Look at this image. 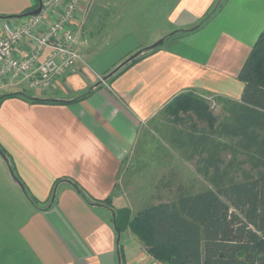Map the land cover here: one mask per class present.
Wrapping results in <instances>:
<instances>
[{"label": "crops", "instance_id": "1", "mask_svg": "<svg viewBox=\"0 0 264 264\" xmlns=\"http://www.w3.org/2000/svg\"><path fill=\"white\" fill-rule=\"evenodd\" d=\"M79 1L72 24L81 61L74 69L46 90L0 81V95L28 90L33 99L61 102H0V264H160L128 229L116 231L118 176L142 131L154 120L164 125L160 112L179 93L239 100L237 75L264 28V0H226L195 38L188 32L203 27L218 0ZM36 5L0 0V17ZM218 16L235 29L217 28ZM28 52L23 43L15 56ZM108 198L110 206L97 205Z\"/></svg>", "mask_w": 264, "mask_h": 264}, {"label": "trees", "instance_id": "2", "mask_svg": "<svg viewBox=\"0 0 264 264\" xmlns=\"http://www.w3.org/2000/svg\"><path fill=\"white\" fill-rule=\"evenodd\" d=\"M221 3L218 0L201 23ZM129 65L120 68L112 78ZM237 78L243 83L239 100L213 96L225 114L221 119L212 117L206 99L192 91L179 93L160 112L173 125L171 131L175 136L169 142L190 146L187 157H198L196 170L208 180L209 189L179 193L170 202L149 205L132 216L127 209H113L116 231L129 228L147 252L165 264H264V28ZM10 97L61 104L56 100L33 99L23 91L4 93L0 102ZM184 119L190 121L189 130L177 131L174 126L182 125ZM197 121L202 122V127ZM180 135L186 138L182 142L176 140ZM222 138L229 142H221ZM223 152L232 155L224 168ZM239 155L244 159L237 164L247 163L250 169L237 180L228 174ZM73 186L87 199L77 185ZM109 201L108 198L97 205H109ZM229 210L241 214L244 222L235 223Z\"/></svg>", "mask_w": 264, "mask_h": 264}, {"label": "rangeland", "instance_id": "3", "mask_svg": "<svg viewBox=\"0 0 264 264\" xmlns=\"http://www.w3.org/2000/svg\"><path fill=\"white\" fill-rule=\"evenodd\" d=\"M172 1L173 0H168V4ZM225 1L226 0L223 1L219 9L215 12V17L220 13ZM151 2L157 5L165 4L164 0H152ZM123 12V16L131 15L130 9L124 10ZM138 17H143V15ZM219 17L220 16H218L216 20L217 28L235 29L234 25L223 22ZM226 18L232 19L231 14ZM206 22L202 24V28L199 27L197 31L188 32V35L191 36V38H195L194 36L197 33H200L201 29L206 26ZM208 38V41L205 42L207 44L210 43L211 36ZM24 93L32 95V92L28 90L26 92L24 91ZM205 102L212 117L219 119L224 117L225 114L222 112L220 104L216 102V100L217 109L215 107L213 110L210 108L209 101L205 100ZM193 120L196 121L195 118H193ZM182 121V125L174 126L175 129L177 131L189 130L190 121H186L185 119ZM196 123H199V127H202L201 121H197ZM149 124V126L147 125V129L140 134V139L134 150V154H132L130 161L127 164H124L123 169L121 170L122 173L118 176L117 184L114 189L113 197H115V195L116 197L119 196L120 208L129 210L131 216L149 205L170 202L179 193L193 194L209 189L210 187L208 180L196 170L198 157H195L194 159H189L187 157L191 150L190 146L181 147L180 143L169 142V135L170 138L175 136V134L170 131V128H172L173 125L170 123L171 126L165 120L164 125L163 123H160L159 120L151 121ZM185 139L186 138L183 135L176 136V140L179 142H182ZM215 140L218 139L215 138ZM220 141L226 143L229 142V140L225 138L220 139ZM231 156V152H223L221 154L224 162L222 165L223 168L232 160ZM243 159V156H238L237 161L232 167L234 169H229L228 177H233L238 180L241 178L243 171H248L250 169L249 164L247 163L237 164ZM108 203L112 204V199ZM117 207L119 206H115L113 209H118ZM228 215L235 223L244 222L242 215L236 214L232 210L228 211ZM17 220L18 219L12 221V229L15 227ZM127 229L130 231L129 228H126L124 231H127ZM6 235L10 238L13 233L9 229V232H7ZM136 240L141 246H144L137 237ZM147 254L152 257L148 252ZM152 258L154 259V257ZM154 260L158 261L160 264H165L157 259Z\"/></svg>", "mask_w": 264, "mask_h": 264}, {"label": "built area", "instance_id": "4", "mask_svg": "<svg viewBox=\"0 0 264 264\" xmlns=\"http://www.w3.org/2000/svg\"><path fill=\"white\" fill-rule=\"evenodd\" d=\"M79 2L41 0L36 16L0 18V81L27 85L30 90H46L56 78L71 72L81 61L79 33L72 24ZM60 8L62 11L55 19L47 22L46 18ZM23 43L29 44L28 55L17 58L15 53ZM205 99L213 110V97Z\"/></svg>", "mask_w": 264, "mask_h": 264}, {"label": "water", "instance_id": "5", "mask_svg": "<svg viewBox=\"0 0 264 264\" xmlns=\"http://www.w3.org/2000/svg\"><path fill=\"white\" fill-rule=\"evenodd\" d=\"M40 10H41V0H37V7L33 10H31L30 12H27V13H24L23 15L21 16H17L18 18H21V17H26V16H30V15H33V16H36L40 13ZM10 17V16H8ZM2 18V17H1ZM164 38L162 40H159L156 44H154L152 47H156L158 46L159 44H161L163 42ZM113 73V72H112ZM111 74H108V76L104 77V80L107 79L109 76L112 75ZM20 185V184H19ZM21 187V185H20Z\"/></svg>", "mask_w": 264, "mask_h": 264}]
</instances>
